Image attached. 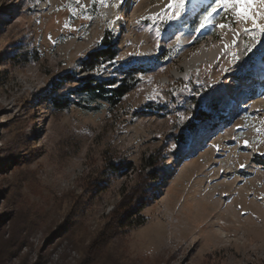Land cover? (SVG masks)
<instances>
[{"label": "rangeland", "instance_id": "rangeland-1", "mask_svg": "<svg viewBox=\"0 0 264 264\" xmlns=\"http://www.w3.org/2000/svg\"><path fill=\"white\" fill-rule=\"evenodd\" d=\"M195 2L167 20L168 0H0V264H264V54L238 62L264 36L196 33L212 0ZM108 33L118 58L91 76L142 69L136 88L98 112L52 106L77 101L61 80Z\"/></svg>", "mask_w": 264, "mask_h": 264}, {"label": "trees", "instance_id": "trees-1", "mask_svg": "<svg viewBox=\"0 0 264 264\" xmlns=\"http://www.w3.org/2000/svg\"><path fill=\"white\" fill-rule=\"evenodd\" d=\"M199 13H196L190 19V26H195L198 23ZM169 51V49L164 51L165 53L162 57ZM117 58L118 50L116 40L112 33H108L106 36H103L100 48L88 53L86 58L80 62V71L87 73V75L78 78L79 74L77 73L71 77L66 76L61 80V83H63L71 81L72 78H76L78 87L74 93L77 95V101L71 103L68 98L60 99L54 97L51 101L52 106L63 111L69 108L71 104H74L88 113L98 112L105 105L108 108H115L129 92L136 88L139 83L138 75L142 72V69H132L127 73H123L120 78H110L108 80H96L91 76V73H94L99 67L108 64L109 61H115ZM257 163L264 167V160H257ZM155 180H157L156 177L151 178V181ZM137 223L141 224V222Z\"/></svg>", "mask_w": 264, "mask_h": 264}, {"label": "snow or ice", "instance_id": "snow-or-ice-1", "mask_svg": "<svg viewBox=\"0 0 264 264\" xmlns=\"http://www.w3.org/2000/svg\"><path fill=\"white\" fill-rule=\"evenodd\" d=\"M90 2L92 4H96L97 2H99L100 5L104 7L110 6L113 9H121V5L124 3V0H114V2L111 5H108L106 0H90ZM76 3L80 4V0H76ZM186 4H187V0H168V3L165 6V8L162 9L161 12L156 13L152 18L153 19L166 18L167 20L179 19L181 17L183 10L186 7ZM81 7H86V6L81 5ZM221 9L226 13L229 12L230 10L234 13L231 24L221 23V24L213 25L212 18L214 17V15L219 14V11ZM121 18L122 17L120 16V14L117 13V15L113 20L108 21V24L110 26H113ZM141 19H146V18L142 17ZM140 23L141 20L136 21L137 25H139ZM236 23H241L246 25V27L242 29L244 34L258 32L262 36H264V0H212V3L208 4L199 14V20L198 23L196 24L194 31L196 33H201L202 30L210 26H214L219 29H225V28L231 29V27ZM247 25H250L251 27H247ZM240 34H241L240 31H237L233 36L231 45L224 44V48L228 49L232 46H236L237 45L236 37H238ZM251 38L253 41L256 40L255 35H252ZM179 39L180 38L177 37V42H179ZM157 47H159V44H157ZM250 50H251L250 48H246V51H250ZM129 55H131V53ZM109 63H115V61H109ZM181 119H183V117H181ZM256 131L257 133H259L260 129L257 128ZM244 144L247 146L249 144V141H244ZM213 147L219 150L217 145H213ZM240 167L243 168L244 165L241 164Z\"/></svg>", "mask_w": 264, "mask_h": 264}, {"label": "bare ground", "instance_id": "bare-ground-1", "mask_svg": "<svg viewBox=\"0 0 264 264\" xmlns=\"http://www.w3.org/2000/svg\"><path fill=\"white\" fill-rule=\"evenodd\" d=\"M197 2L191 4V5H188V7H193L195 6L197 3H198V0H196ZM232 20H229L227 21V24H231L232 23ZM215 32H207L205 33L204 35H201L200 37H208V36H213ZM248 36H244L242 37V41L246 40ZM260 38V36H256V39ZM228 41L226 39H224L221 43H218L216 44L214 47L211 48L210 52L208 53L207 52V55H206V60H211V61H219L222 56L225 54V48H224V44H227ZM255 45V46H253ZM246 48H249L247 47L246 45H243V52H242V57L238 60V62H240V65L242 66L243 64V61L244 60H247V59H250L251 58V54H257V53H263L264 54V39H259L256 43H253L252 45H250V51H246ZM249 73H247L245 75L248 76ZM244 86V85H242ZM218 105V104H217ZM216 106V104L214 105Z\"/></svg>", "mask_w": 264, "mask_h": 264}]
</instances>
